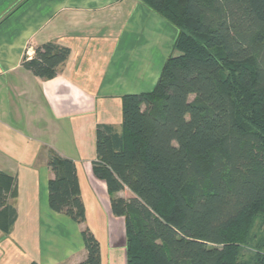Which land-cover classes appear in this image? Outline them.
Returning a JSON list of instances; mask_svg holds the SVG:
<instances>
[{
	"label": "trees",
	"instance_id": "1",
	"mask_svg": "<svg viewBox=\"0 0 264 264\" xmlns=\"http://www.w3.org/2000/svg\"><path fill=\"white\" fill-rule=\"evenodd\" d=\"M138 1L179 36L154 89L122 97L121 129L96 128L93 172L125 220L127 264H239L264 217V0ZM69 54L48 42L22 67L49 80ZM48 167L50 209L85 224L75 163L53 152ZM17 196V178L0 171L5 234ZM81 236L79 264H102L99 241L88 228Z\"/></svg>",
	"mask_w": 264,
	"mask_h": 264
},
{
	"label": "crops",
	"instance_id": "2",
	"mask_svg": "<svg viewBox=\"0 0 264 264\" xmlns=\"http://www.w3.org/2000/svg\"><path fill=\"white\" fill-rule=\"evenodd\" d=\"M116 1L22 0L0 18V171L18 185L16 220L8 234L0 231V264H79L85 228L100 243L102 264H127L125 220L113 215L93 172L96 128L119 131L122 97L151 92L166 59L153 36L151 16L161 17L138 0ZM48 42L70 54L45 80L22 62ZM51 152L75 163L85 224L49 207Z\"/></svg>",
	"mask_w": 264,
	"mask_h": 264
},
{
	"label": "rangeland",
	"instance_id": "3",
	"mask_svg": "<svg viewBox=\"0 0 264 264\" xmlns=\"http://www.w3.org/2000/svg\"><path fill=\"white\" fill-rule=\"evenodd\" d=\"M21 2L22 0H2L0 1V18L1 17L3 18L4 16H6L9 12L14 10L15 8L21 9L23 5L17 8V6ZM116 2H118V0ZM139 3L145 7V10L147 9L150 12L149 8L146 7L142 2L139 1ZM151 18L156 19L158 21V25L156 28L157 33L153 34V36L154 35L157 36V40L155 44L156 45L155 47L157 48V50L161 49V51L162 50L164 51V57L166 60L170 56L178 55V52L174 48L177 38L179 36L178 30L175 27H173L171 24H169L167 21H165L164 19L162 20V18H158L154 15H152ZM155 47L153 48V51H152L153 55L155 54ZM194 98L195 96L191 95L189 97V100L193 101ZM101 183H102V189L104 190L105 194L108 195L107 186L105 182H101ZM98 190L100 189L98 188ZM122 197L124 198L126 197L129 199L130 197H132V194H130V192L127 191L122 194ZM68 219L69 221H71V223H75L70 218ZM73 225H76V223ZM69 232H71V230ZM261 250L262 251L264 250V217L263 216L258 217L255 220L249 232L247 242L239 246L238 263L239 264H256L255 263L256 254Z\"/></svg>",
	"mask_w": 264,
	"mask_h": 264
},
{
	"label": "water",
	"instance_id": "4",
	"mask_svg": "<svg viewBox=\"0 0 264 264\" xmlns=\"http://www.w3.org/2000/svg\"><path fill=\"white\" fill-rule=\"evenodd\" d=\"M0 1H2V0H0Z\"/></svg>",
	"mask_w": 264,
	"mask_h": 264
}]
</instances>
